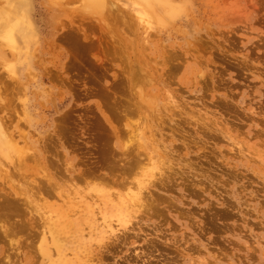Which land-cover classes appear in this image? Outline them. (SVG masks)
Segmentation results:
<instances>
[{
  "label": "rangeland",
  "instance_id": "374dc122",
  "mask_svg": "<svg viewBox=\"0 0 264 264\" xmlns=\"http://www.w3.org/2000/svg\"><path fill=\"white\" fill-rule=\"evenodd\" d=\"M94 1L0 0V263L264 264V0Z\"/></svg>",
  "mask_w": 264,
  "mask_h": 264
},
{
  "label": "bare ground",
  "instance_id": "6f19581e",
  "mask_svg": "<svg viewBox=\"0 0 264 264\" xmlns=\"http://www.w3.org/2000/svg\"><path fill=\"white\" fill-rule=\"evenodd\" d=\"M92 3H94V4H92V6L91 7H94V8H101L102 7V4H104V3H102V0H95L94 2H92ZM96 4H99V6H94V5H96ZM164 5V4H163ZM137 73V72H136ZM133 75V74H132ZM135 76V75H134ZM136 79V78H135ZM137 90V89H136ZM141 90V89H140ZM139 92V91H138ZM148 103V102H147ZM130 104V103H129ZM132 104V103H131ZM127 105V104H126ZM127 107H128V105H127ZM129 109V108H128ZM2 119V118H1ZM2 122H3V120H2ZM4 125V126H3ZM5 124H2L1 122H0V147H2V146H5V148H3L4 150H2L1 148V150L3 151V153H10V151H9V142H11V138H10V134L8 133V132H6V130H5ZM140 146V145H139ZM138 147V146H137ZM132 151H134V150H132ZM137 151H139L138 149H137ZM140 152V151H139ZM141 153V152H140ZM134 154V153H133ZM132 154V155H133ZM135 155H136V153H135ZM134 155V156H135ZM117 156H119V155H117ZM124 156V155H123ZM122 156V157H123ZM137 160L138 159H142L143 157H142V155H141V157L142 158H139L140 157V155H139V153H137ZM121 157H119V159H120ZM149 159V158H148ZM147 159V160H148ZM132 160V161H131ZM131 160H129V161H126L128 164H126V165H128L127 167H126V169L124 168V170H121L122 171V173L124 172V174H126L127 175V177L125 176V175H123V176H125L124 178H122V180H119V179H111V184H110V180L108 181V179L107 180H105L104 182L105 183H107V182H109V184L110 185H113V184H115V183H117L118 185H120L121 183V186H123L124 185V189L126 188V195H125V197L124 198H121V199H119L120 197H118V196H120V195H117V197H118V212L114 215V216H116V218L115 219H112L114 222H116V226H115V224H113V223H111L110 221H112V220H106V216H105V214L102 212V218H103V220H104V222H105V224L102 226V232L103 233H106V234H108V235H114L115 234V232L117 231V229L118 228H120V227H125V225L127 224V225H130L131 226V224H132V222H131V217H133L132 215H133V213L134 212H136L138 209H140L143 205V202H145V204H147L148 202V200L149 199H147L146 201L144 200V199H146V198H144L145 197V195H147L148 193L147 192H145L144 191V189L146 190V188H148V187H146V183L148 182V181H150V180H146V177H151V176H153L154 177V173H153V171H150L149 173H146L145 174V169H147V167L146 166H144V167H146V168H141L140 167V165H139V163L137 162V160H134L135 162H134V164H132V165H130L129 166V164H131L132 162H133V159H131ZM142 162H143V160H141ZM122 162V161H121ZM114 164V163H113ZM113 164H111L112 165V167H113ZM141 164V163H140ZM101 165V164H100ZM110 166V165H109ZM123 166H125V165H123ZM150 166V165H149ZM108 167V166H107ZM111 168V167H110ZM109 168V169H110ZM136 168H140L139 169V172H142V171H144L143 173H139L138 171H137V169ZM149 168V167H148ZM151 169H153L154 167L153 166H151L150 167ZM112 169V168H111ZM135 169V170H134ZM114 170V169H113ZM120 170H119V172H120ZM158 170V169H157ZM132 176V177H130V175ZM140 174V176H138ZM156 174V173H155ZM160 174V173H159ZM157 175V174H156ZM168 175V174H167ZM71 176V175H70ZM103 176V175H102ZM118 177V176H117ZM128 177H130V181H128ZM156 177V176H155ZM105 178V177H104ZM113 178V177H112ZM151 179V178H150ZM151 180H154V179H151ZM163 180V179H162ZM120 181V182H119ZM122 181V182H121ZM152 182V181H151ZM120 183V184H119ZM149 184H150V182H148ZM116 186V187H118V188H120L121 186ZM114 186V185H113ZM150 186H152L151 184H150ZM115 187V186H114ZM122 188V187H121ZM120 188V189H121ZM150 188V187H149ZM144 191V192H143ZM144 193H145V195H144ZM147 193V194H146ZM153 193V192H152ZM112 194V193H111ZM114 194V193H113ZM112 194V195H113ZM7 195V194H6ZM6 195H4V196H6ZM111 195V196H112ZM144 195V196H143ZM149 195V194H148ZM114 196V195H113ZM7 197V196H6ZM3 198V199H5L4 201L1 199V201L0 202H3V203H1L0 205H1V208H2V210L4 211V212H1L0 213V222H2L3 223V225L2 226H0V228L1 227H3V231H0V235H4V236H2V237H4V239L7 237V239H9V244L12 246V239H10V236L13 234V232L14 231H16L15 229H14V227L20 232H24V231H26V227H27V225L25 226V223H27V222H25V223H23V221L22 220H24L23 218H25L23 215H22V213H21V211L20 210H18L14 205H13V203H15V201L14 200H9L10 198L9 197H7V198ZM115 197V196H114ZM147 197V196H146ZM149 197V196H148ZM147 197V198H148ZM152 199V198H151ZM117 201V200H116ZM150 201V203H152L151 202V200H149ZM147 202V203H146ZM150 203H148V205H146V206H148L149 207V205H150V207H151V205H153V204H150ZM155 205V204H154ZM115 207V206H114ZM144 207V206H143ZM149 207V208H150ZM154 206H152V208H153ZM13 208V209H12ZM148 208V209H149ZM155 208V207H154ZM145 210L147 209V208H144ZM147 209V210H148ZM143 210V209H142ZM142 210H140V211H142ZM140 211H139V213H140ZM153 211V210H152ZM116 212V211H115ZM145 213H146V211H145ZM13 214H14V216H21L22 215V218H21V221H22V223H21V221H18L19 222V226H12V225H10V224H8L7 226L6 225H4V224H6L5 222H7L8 221V218L9 219H13V218H11L12 216H13ZM32 215V214H31ZM10 216V217H9ZM96 218V217H95ZM97 218H99V217H97ZM18 219H19V217H18ZM28 220H29V218H27ZM13 220H15V219H13ZM66 220V217H63V221H65ZM12 221V220H11ZM73 221H75V220H73ZM131 222L130 224H128V222ZM1 223V224H2ZM20 223H21V225H20ZM72 220H69L68 221V224L65 222V224H63V227L62 228H57V230H55L54 229V234L55 235H57L58 233H60V234H62V233H64L65 232V225H66V227H68V226H71L72 225ZM103 223V222H102ZM134 224H135V222H133ZM138 223V222H137ZM28 225H31V223L30 222H28ZM100 225V224H99ZM32 226H33V224H32ZM32 228V227H31ZM33 229V228H32ZM31 229V230H32ZM68 229V228H67ZM85 229V228H84ZM1 230V229H0ZM126 230H127V228H126ZM129 230V229H128ZM34 231H35V229H34ZM120 231H122V230H120ZM4 233V234H2V233ZM119 234V233H118ZM53 235V234H52ZM85 235V234H84ZM44 236V235H43ZM2 237H1V239H2ZM31 237V236H30ZM49 237V236H48ZM105 238H108V237H106V236H104ZM111 237H113V236H111ZM44 240H46V238H45V236L44 237H42ZM7 239H5L6 241H3V242H7L8 240ZM109 239V238H108ZM55 240V241H54ZM14 242V241H13ZM51 242V243H50ZM50 242H47L46 243V245H44L43 244V246H41V254H43V255H45V256H47L48 254H50V252H51V245H55L56 247L57 246H61V244H60V242L58 241V235H57V237L56 236H52L51 237V241ZM12 248V247H11ZM18 248H19V246L15 243V246H14V255H17L18 254ZM57 249H58V247H57ZM56 249V253H57V255H60V256H62L63 258H65L63 255H61V253L59 252V250H57ZM3 251V250H2ZM4 255H6V256H4V260L5 261H7L6 263H11L12 262V258L10 257V256H12L13 257V255H10V254H4ZM72 255V254H71ZM66 256V255H65ZM75 256H77V255H75ZM17 257V256H16ZM87 257V256H86ZM3 258V257H2ZM7 260H6V259ZM89 258V257H88ZM77 260H79V257L77 258ZM86 260V259H85ZM89 260V259H88ZM70 262V261H69ZM81 261H78L77 262V264L78 263H80ZM71 263V262H70ZM1 264V263H0Z\"/></svg>",
  "mask_w": 264,
  "mask_h": 264
},
{
  "label": "snow or ice",
  "instance_id": "6c2138e0",
  "mask_svg": "<svg viewBox=\"0 0 264 264\" xmlns=\"http://www.w3.org/2000/svg\"><path fill=\"white\" fill-rule=\"evenodd\" d=\"M94 6H99V4H96V5H94Z\"/></svg>",
  "mask_w": 264,
  "mask_h": 264
}]
</instances>
